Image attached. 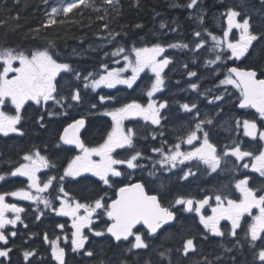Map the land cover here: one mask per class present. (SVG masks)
Returning a JSON list of instances; mask_svg holds the SVG:
<instances>
[{
	"label": "trees",
	"instance_id": "1",
	"mask_svg": "<svg viewBox=\"0 0 264 264\" xmlns=\"http://www.w3.org/2000/svg\"><path fill=\"white\" fill-rule=\"evenodd\" d=\"M67 1L71 0H0V48H14L17 51L30 52L34 49L48 47V41H53L55 53L60 62L68 63L82 76L91 72L96 77L97 73L104 70L101 65H107L108 68L122 67L124 65L122 56L129 54L133 45L142 47L151 46L154 43L163 45L182 43L187 44L188 47L166 48V55L172 60V63L164 72V90L155 93L152 97L157 104L167 101L168 106L161 110L163 116L161 124L155 126L143 119L126 123V128L135 130V150L140 151L143 157L138 160L141 167L136 169L122 167L123 178H112L111 187L104 185L99 179L84 177L77 180H64L62 183L65 190L82 202H90L99 195H105L109 200L115 195L121 184L127 183L129 176H135L146 184L150 192L157 193L164 205H172L178 197L188 196L187 193L193 187L192 180L188 184L182 183L184 171L176 172L170 165L161 166L159 164L161 155L153 152L152 149L163 147L164 151L168 152L175 142L180 143L179 138L184 135L188 126H195L194 113H186L181 107L190 99L192 92L195 93V96L198 94L196 90L193 91L190 88L192 83L198 84L204 95L202 103L193 102L197 105L196 110L201 107V104L204 107L211 101L213 102L211 110L224 112L225 109H228L227 112L235 113V120L242 121L243 118L257 116L252 110L238 109L237 103L231 102L230 99L233 98L238 102L239 90L232 86H219V81L224 78L226 69L231 66L255 69L259 76L263 77L264 37L254 41V46L250 47L245 57L234 60L228 58L230 50L212 48L213 41L207 32L218 37L223 36V30L227 25L226 18L221 14L231 7L240 11L242 16L249 15L251 17L252 32L264 33V0H198L197 5L193 8L187 7L190 0H139V4L136 3V0H118V3L114 2L113 5L104 3V0H95V8L81 6L74 9L67 17L61 13L55 18L57 21H65L64 23L43 27L51 9L60 7L62 2ZM201 16H203V22L200 20ZM99 17L104 18L99 19ZM162 22L166 25L164 28L160 26ZM105 24L108 25L106 29L103 27ZM205 29L207 32L204 31ZM196 32H200L201 36H195ZM201 39L206 43L202 48L197 49L195 45ZM229 39L231 38L229 37ZM118 47H124L125 53L120 56H112L111 53ZM218 53L222 55L221 61L216 64L206 63L208 60L215 59ZM117 60L119 63H114ZM15 63L18 64V62ZM189 71L196 72L197 75L189 77ZM130 73L129 70L126 75L128 76ZM153 80L154 74L146 69L132 88H128L127 85H116L112 89L101 86L93 91L90 87L84 88L83 80H77L73 73H62L58 84L60 94L70 97L71 92L79 88L82 101L77 103L68 99L63 102L64 107L53 101H49L47 105L29 104L27 109L29 135L23 138L10 137L4 140L5 161L3 167L6 168L13 164L21 152L28 149L27 153H31L34 151L31 149L33 146L40 145L49 149L46 153L51 158L50 165L59 163L63 170L77 152L65 146H60V149L55 148L59 129H63L64 126L78 118L85 117L87 127L84 136L90 147L95 146V141L99 138L103 139L113 126L111 117L104 115V111L119 107L133 99L146 105L149 100L146 92ZM100 95L114 99L106 100L101 104ZM215 95H223L226 98L223 101H213L212 98ZM69 104L71 107H68ZM92 104H96V108H92ZM220 106L229 108L223 109ZM35 111L58 112L57 117L59 118L50 121L47 118L44 119L43 128L37 122L38 117L35 115ZM221 127L228 130L230 124L222 122ZM170 130L176 136L175 140H169L172 143H168L164 139ZM240 135L241 133L233 134L227 141L240 143L238 141L241 139ZM242 147L246 150L245 144H242ZM125 155L121 151L117 152L118 159H126ZM150 173L154 174L150 175ZM255 174L256 172L252 174L253 186L257 189L264 188V181L257 179ZM254 179L257 180L256 183ZM181 220L183 219L181 218ZM180 222L179 219L162 233V235L166 233L162 242L157 240L154 244L152 241H148V249L127 251L130 247L129 242H115L107 234L98 237L93 233H88L89 241L85 245V249L73 252L69 237L67 245H65V241L61 245L66 250V264H101V262L103 264H120L122 260H126L128 264H145L148 259L152 261L151 264H165V259H160L159 253L165 252L166 255L167 249L172 248L173 253L177 254L178 243L175 244V242H179V239L186 235H193L198 239L201 253L215 254L216 258L223 256L225 251L221 250L218 240L209 237L207 243L211 247L205 248L200 242V235L195 233L196 225L183 227ZM48 226H50V222H41L32 225V229L40 231ZM103 228L104 226L101 224L95 226L96 230ZM30 230L31 228L18 234L11 245L9 263L0 257V264H30V262L31 264H57L51 256L50 247L43 244L40 236L38 238L35 236L34 240L28 239L27 243L25 242L26 234L28 235ZM237 232L239 238H245L243 228ZM170 241H173L174 245L171 248H165L166 243L169 244ZM232 248L238 250V247ZM33 250L36 251V254L26 262L23 253ZM86 250H91L94 255L87 256ZM239 254L246 264H248L247 259L252 261L251 264H260L253 260L252 253L240 251ZM156 257L157 259H155Z\"/></svg>",
	"mask_w": 264,
	"mask_h": 264
},
{
	"label": "snow or ice",
	"instance_id": "2",
	"mask_svg": "<svg viewBox=\"0 0 264 264\" xmlns=\"http://www.w3.org/2000/svg\"><path fill=\"white\" fill-rule=\"evenodd\" d=\"M114 2L118 3V0H104V3L108 5H113ZM136 3L139 4V0H136ZM197 3L198 0H190L187 7L193 8ZM81 6L95 8V0L62 2L60 7L51 9V13L48 14V19L43 27L64 23L65 21H57L55 17L61 13L67 17L74 9H78ZM96 10L98 11L99 9L97 8ZM221 15L226 18L227 25L223 30L222 37L207 32V29L204 31L207 32L213 41V49L226 48L230 50L229 59L240 60L249 52L254 41L264 37V33L252 32L251 17L249 15L242 16L241 12L234 8H227ZM238 17L241 18L238 19ZM103 18L99 17V19ZM200 20L203 22V16L200 17ZM160 26L164 28L166 25L162 22ZM103 27L106 29L108 25L105 24ZM137 27H140V25H137ZM234 29L239 31V38L229 39ZM195 36L200 37L201 33L196 32ZM205 43L206 41L201 39L195 47L200 49ZM187 47V44L182 43L168 45L154 43L151 46L142 47L133 45L129 50V54L122 56L123 67L108 68L107 65H101L104 71L98 74L97 77H94L91 72L82 76L68 63L60 62L55 53L53 41H48V47L34 49L30 52L17 51L14 48H0V109L8 103L14 106V114L0 110V134L4 136H8L10 133L24 135L18 125L21 124L23 119L22 109L29 101L34 102L36 105H47L49 101H53L61 107H64L63 102L68 99L77 103L82 101L79 88L73 90L70 97L60 94L57 78L62 73H73L77 80H83L84 88L90 87L93 91L102 85L109 89L115 88L116 85H127L128 88H132L140 74L145 72L146 69L154 74V80L146 92L149 98L146 105L133 99L119 107L104 111V115L111 117L113 126L107 133L103 143L95 147H87L85 145L80 137V130L85 126L83 117L74 120L64 128L59 141L65 145H74L80 150V154L71 159L64 169L63 175L59 177V182L61 183L59 184L58 192L60 195L55 198L59 201L58 208L53 206V200L40 195L53 185L56 177H49L46 181L41 182L37 173L42 168H49L50 161L38 149L31 153H26L23 156L25 162L15 167L11 173L0 174V180H4L7 175H19L28 179L27 190L21 187L10 193H0V241L5 245L0 247V257L7 258L9 256L11 252V249L7 247L9 236L16 235L14 231L6 235V226L16 225L18 221H21V213L25 211L24 208L18 207L17 204L6 202V196L33 201L37 205L42 203L45 209H51L57 215L71 217L73 231L71 232L70 243L73 252L85 249V245L89 241V236L85 234V229H88L98 237L104 236L106 233L110 234L116 242L129 241L130 247L127 251L147 249L149 244L145 239V234H142L137 229V225L146 226V234L154 235L163 225L175 219V213L168 207L162 206L157 195H149L143 183L125 184L118 189L116 198L108 203L105 195H99L90 202H81L65 190L62 182L65 177L76 178L81 177L83 173H92L104 185L111 187L113 177L124 175L117 166L127 165L129 169L141 167L138 160L142 157V153L135 150V130L133 128H125L124 122L133 117H140L153 125L161 124L163 119L161 110L165 109L168 104L167 101L157 104L152 97L164 88V70L172 63V60L163 54L166 48ZM125 51L124 47H118L111 55L120 56ZM221 60L222 55L218 53L215 59L208 60L206 63L216 64ZM14 62H18V66H14ZM114 63L118 64L119 61H114ZM129 70L131 75L126 76L125 73ZM196 75V72H188L189 77H195ZM227 85H232L239 90L240 108L255 109L259 117L264 120V79H258L255 70L236 66L227 68L224 78L219 81V86ZM190 88L198 90L199 85L192 83ZM225 91H227L226 88ZM112 99L114 98L105 95L99 96L101 104L106 100ZM223 99V95H215L212 98L213 101H223ZM68 107H71V104ZM91 107L96 108V104H92ZM181 107L187 112L197 109L195 103L191 105L185 103ZM53 114L49 113V115ZM196 116L199 117L198 110L196 111ZM40 120L42 121L43 117H40ZM212 123L213 120L211 118L198 120L194 129L188 131L186 138H179L180 143L173 145L168 152H165L163 147L153 148V152L161 155L159 164L176 168L178 164H184L185 161L196 160L202 162L211 172H216L221 168L222 162H227V157L229 156L235 157L237 161H244L245 158H248L249 162L243 163L242 167L244 169L251 168L260 177L264 178V128L259 127L256 120L244 119L241 121L236 119L237 129L242 127L245 136L251 137L253 140L258 138V141L261 142L259 151L245 150L236 141H233L231 146L226 145L224 150L219 151L217 145L210 141L209 133L203 130L204 125H211ZM198 133H202V137ZM194 141H197L198 144L194 145ZM181 143H187L193 147L190 151H181ZM117 149H129L132 150V154L127 159H117L114 156ZM94 156L99 157V159H93ZM51 166L54 167V165ZM153 174L150 173V175ZM189 175H194V173L189 170L184 173L182 179H186ZM249 185L250 177L247 175L242 179L236 180L235 188L239 191L240 198L231 199L218 194L215 195V206L209 205L211 198L208 196L201 200L178 197L175 200V204L185 206L186 211H195L200 214V223L212 234L220 237L229 235L236 238L233 247L243 246L237 230L243 228L242 221L246 215L251 217V222L247 224L244 230V237L248 245L254 250V259H257L260 264H264V194H259L264 191V188L257 189ZM32 189H35V194L31 191ZM205 205L211 207V215L201 213V209ZM253 209L257 210L255 215H253ZM36 210L39 212L36 218L40 219V216L44 213L39 207ZM9 212L14 214L13 217L10 218L7 215ZM103 216H106L110 222L101 230L94 229V217L99 219ZM222 220L230 221L231 227L227 233L220 226ZM57 227L63 229L64 225L60 224ZM130 237H133L134 240L130 241ZM44 239L50 244L51 256L57 264H66V252L65 248L60 246V237L57 236L55 239L49 240L47 233H45ZM68 239V236L64 237L65 242ZM258 242L261 246L256 251ZM192 250H195V244L193 239L190 238L186 240L183 246V253L187 255ZM226 251L231 252L232 249L228 248ZM85 254L87 256L94 255L91 250H86ZM159 254L163 257L165 252H160ZM34 255V251L24 252L25 260ZM120 264H128V262L122 260ZM145 264H151V262L145 261Z\"/></svg>",
	"mask_w": 264,
	"mask_h": 264
},
{
	"label": "flooded vegetation",
	"instance_id": "3",
	"mask_svg": "<svg viewBox=\"0 0 264 264\" xmlns=\"http://www.w3.org/2000/svg\"><path fill=\"white\" fill-rule=\"evenodd\" d=\"M200 96H198V98ZM230 101L237 103V100H234L233 98H231ZM30 103H31L30 101L27 102L24 109H22L23 119L21 121V124L18 125V127H20L22 129L24 135H19L17 133H10L8 136H4V135L0 134V174L11 173L15 167H17V166H19V164L25 162L23 160V156L27 153L28 149L21 152L20 155L18 157H16V160L14 161L13 164L9 165L6 168L3 167L4 161H5V155H4L3 149H4V140H6L10 137L23 138V137H26L29 135L28 130H27V124H28V119H29V114H28L27 109H28V105ZM10 106L11 105L6 104V105L2 106V109H0V110H3L5 112H8L9 114H11V112H13V109L9 108ZM11 107L14 108L13 106H11ZM49 113L50 112H46V111H35V115L38 117L37 122L42 125L44 119H46V118L48 121L54 120V119L58 120V118H59V117H57L58 113H54L53 115H49ZM230 113L232 114L234 112H230ZM230 113H228V114H230ZM40 117H43L42 121L40 120ZM134 118L137 119L138 117H133V119ZM198 120H201V117ZM198 120H197V122H198ZM256 122H258V121L256 120ZM258 123H260V122H258ZM41 127H43V126H41ZM210 127H219V126L216 125V126H210ZM207 128H209V126H207L206 129ZM63 130L64 129H59V131H58V138H57L56 143H55L56 149H60L61 142L59 141V137L61 134H63ZM85 130H86L85 128L82 129L80 135H81V138H82L83 142L85 143V145H88V142L84 136ZM106 136H107V134L104 136L103 139H100V138L97 139L95 141V143L99 144V143L103 142V140L106 138ZM211 142H213V141H211ZM249 145L251 146V141H249ZM217 147H218V145H217ZM67 148L71 149L72 151H75L74 145H67ZM31 149H33V150L38 149L42 155H44L48 158L49 161L51 160L50 156L46 153L49 150L47 147L35 145ZM67 165L63 168V170L59 166V163L55 164L54 167H52L50 165L49 168H42L40 170V172L37 173V175L40 177L41 182L46 181L49 177H56V180L53 182V185L46 192L41 193L40 195H42L44 197H48L49 199L53 200V206L57 207V208L59 207V201L56 200L55 198L58 195H60V193L58 192V188H59V184H60L59 177L63 175L62 173H64V169L67 167ZM119 170L123 172V170H121V169H119ZM199 174L200 175H198L196 179L191 178L189 175L186 179L181 180L182 183H186V184H188V182H190L192 180L191 184H193V187L191 188L190 192L187 193L188 196H186V197L192 198L194 200H201L205 196H208L211 198L209 200V203L210 202L214 203L212 201V199H215L214 198L216 195L215 189L218 187V184H220L219 179L221 177L218 175H214V176L205 177V179H204V174L201 173V171ZM247 176L250 177V185L249 186L253 187L251 173L249 172L247 174ZM84 177H91V178L99 179L98 177L94 176L92 173H83L81 177H76V178L65 177L64 180H77V179L84 178ZM113 178H115V177H113ZM117 178H123V176L117 177ZM209 178H210V180L208 181ZM242 178L243 177H241L240 179H242ZM134 181H140V180L137 179L135 176H129L127 183L121 184L117 188V190L121 186L128 184V183H131V182H134ZM27 185H28L27 177H22L19 175H17V176L7 175L4 180H0V193H10L12 191H15V190L21 188V187H23L27 190ZM117 190H116L115 195L111 199H109V200L106 199V202L110 203L111 200L116 197ZM31 191L33 192V194H35V189H32ZM148 192L153 194V192H150L149 190H148ZM259 194H264V191L260 192ZM238 198H240V193L237 197L234 196L233 199H238ZM6 202L17 204L18 207H22L25 209V211L21 213V221H18L17 224L14 226L13 225L6 226V235L10 234L13 231L16 232L15 236H9V240L7 243V247L10 248L11 251H12L11 245L13 244V241L18 236V234L19 233L22 234V231L30 229V228H31L30 232H28V235L26 234V238H25L26 243H27L28 239L34 240L35 236H37V238L40 236L43 244L50 247V244L48 242H46L44 239L45 233H47L49 240L55 239L57 236H59L60 237V246H61L65 241L64 240L65 236L71 237V232L73 231L72 226H71L72 225L71 217L57 215L51 209H45L44 205L42 203L37 205L36 202L22 200L18 197L6 196ZM166 206L171 211H173L175 213V215H176V221L175 222L179 221V219H180V221H181L180 225L181 226L188 227L192 224L196 225L197 231L195 233H198L200 235V242L203 243L205 248L207 246L211 247L210 245H208L207 242L209 241V237H214V239L218 240L217 242L220 245L221 250L225 251V252H224L223 256L219 257V259H217L214 256L215 254L214 255H205L204 253L200 252V246L198 244V239H196L195 236H193V235H186L184 238L179 239V242L178 241L175 242V244L178 243V247L176 249L177 254H174L173 250L171 248V246L174 245V242L170 241L169 244L166 243L165 248L170 247L171 249H167L168 251H167V254L165 256L162 257L159 255L160 259H163V260L165 259V264H246V262L243 261L242 256H240L239 252L240 251H247L249 254L252 253V255H253L254 250L248 245L245 238L240 237L239 239L241 240V243L243 246L238 247V250L234 249L232 247L235 244L236 238L227 237V235H225L224 237H220V236H216V235L212 234L207 229H205L204 226L200 223V219H199L200 214H197L195 211H191V212L186 211L185 206L177 205V204H175V202H173L172 205H166ZM38 207L44 213L42 216H40V219L36 218L39 215V212L36 210ZM194 207H195V205H194ZM253 211H256V209H253ZM201 213L204 215H211L212 214L211 210H209V209L206 210L205 207L203 209H201ZM7 215L11 218V217H13L14 214L9 212V213H7ZM181 218L183 220H181ZM245 219L250 221L251 217L246 215L244 220ZM244 220L242 221L243 235H244V230L247 227L246 223L248 222V221H246L243 224ZM41 222H50V226H48L47 228L40 230V231L32 229L33 228L32 225H35V224L41 223ZM109 222L110 221L108 220V218L106 216H103L99 219L94 217V224L93 225L101 224V225L105 226ZM60 224L64 225L63 229H60L59 227H57V225H60ZM173 225H174L173 223L163 225L162 228L159 229L158 232L154 235H147L146 234V232H147L146 226L139 225L137 227V229L142 234H145V239H146L147 243H148V241L149 242L152 241L155 244L157 242V240H160L161 242L163 241V236L166 233L164 235H162V233ZM227 225H231L230 222L227 220H222L220 222V226H221L222 230H224L226 233L228 230H230V227H231V226H229V228H226ZM239 230H241V229H239ZM31 232H34V233H31ZM89 232L90 231L88 229H85L86 235ZM190 238L193 239V241H194L195 250H192L187 255H185L183 253V246H184L186 240L190 239ZM132 240H134V238L130 239V241H132ZM122 242H129V241H122ZM165 242H166V240H165ZM40 244H41V242H40ZM65 245H67V242L65 243ZM4 246H5L4 243L2 241H0V247H4ZM260 246L261 245L258 242L256 251H258ZM228 248H231L232 251L231 252L226 251V249H228ZM33 251L36 254V251L35 250H33ZM50 252H51V247H50ZM65 252H66V250H65ZM9 255H10V253H9ZM190 255H191V257H190ZM23 257H24V253H23ZM32 257L33 256L29 257L28 260ZM8 258H9V256L7 258L1 257V259H4L5 262L9 263ZM181 258H182V260H181ZM252 258L254 261L259 262L257 259H254V255L252 256ZM155 259H157V257ZM28 260H25V261L27 262ZM170 260H172V262L168 263V261H170ZM148 261L152 262L149 259H148ZM247 263L251 264L252 261L250 259H247Z\"/></svg>",
	"mask_w": 264,
	"mask_h": 264
},
{
	"label": "rangeland",
	"instance_id": "4",
	"mask_svg": "<svg viewBox=\"0 0 264 264\" xmlns=\"http://www.w3.org/2000/svg\"><path fill=\"white\" fill-rule=\"evenodd\" d=\"M67 2H72V0L71 1H67ZM238 18L240 19V17H238ZM230 36H232V33L230 34ZM235 37H236V39L239 38V31L238 30H236ZM253 46L254 45H252V47ZM14 66H18V64L14 62ZM115 67H117V66H115ZM118 67H121V66H118ZM103 71L97 73L96 74V77L98 76V74L103 73ZM126 74H127V72L125 73V75ZM130 75H131V73L128 76H130ZM227 86H232V85H227ZM227 86H225V87H227ZM192 93L195 94L194 92H192ZM225 98L226 97L224 96V100H225ZM188 100H187L186 103H188ZM212 103L213 102H209L207 104L208 107L206 105L204 107H199L198 108L199 117L196 116V111L197 110H193L192 112H188L189 114L194 113L195 118L197 120L200 119V117H201V120L206 119V118H211L213 120V123L211 125H207L206 124V125L203 126V130L204 131H207L209 133V139H210V141H213L215 144H217L219 146L220 149H222L226 145L227 146H230V144H232V141L230 143L227 141L229 138L232 137L231 135L237 134V133L238 134L241 133V135H240L241 138H242L241 140L244 141V142H246L247 144H249V141H250L249 138L251 140H253L251 137L245 136L244 135V132L233 131V129H234V123H235V120H233V119H235V118L231 114H228V112H227L228 109H225L224 112L213 111L210 108L211 105H212ZM9 108L13 109V112H11V114H14V108H12L11 106ZM221 108L224 109V108H229V107H221ZM233 114H235V113H233ZM196 119L194 120L195 121L194 124L197 123V120ZM244 119L251 120L250 118H247L246 117V118H243L242 121ZM170 121H172V120H170ZM194 121H192V122H194ZM222 122L229 123L230 124V128L228 130L227 129L224 130L221 127V123ZM257 124L260 127V123L257 122ZM216 125H218L219 127H210V126H216ZM207 126H209V128L206 129ZM125 128H126V126H125ZM192 129H194V127H189L188 126L185 129L184 135L182 137L186 138L188 131L189 130H192ZM198 135H201V137H202V133H198ZM164 139H166L165 141H167L168 143H172L169 140L170 139H172V140H175L176 139L175 133L172 130H170L169 133H166ZM253 141H256V143L253 144L252 147L249 146V148L252 149V151L257 150V149L259 151V149L261 147V142L258 141V138H257V140H253ZM175 144H176V142L174 143V145ZM193 144L194 145H197L198 142L197 141H194ZM258 145H260V146H258ZM256 146H258V147H256ZM192 147H193L192 145H188L187 143H181V151H190L192 149ZM122 152L126 154L125 155L126 156V159L132 154V150H129V149H122ZM78 154H80V152ZM95 158H96V156L93 157V159H95ZM141 158L143 159V157H141ZM97 159H99V157ZM248 162H249V159L248 158H245L244 161H237L235 157L229 156V157H227V162L226 163L222 162L221 168L218 169L216 172H211L210 170H208L206 168V166L202 162H199V161H196V160L185 161L184 164H178L177 167L176 168H173V169L176 170V172H179L180 170H183L184 173L185 172H188L189 170H191V172H193L194 175H190V177L193 178V179H196L197 176L200 175L199 174L200 171H201V173L204 174V179H205V177L214 176V174L218 172V176H220L221 178L219 179V183L220 184H218V187L215 189L216 195L220 194V195H224V196H227V197L233 199L234 196L237 197L239 195V191L235 188V182H236V180H239L241 177L246 176L245 175V172H247L246 170H251L252 172H254L251 168L244 169L242 167V165H240L241 163L243 164V163H248ZM235 164H236L237 168H236ZM125 166L127 167V165H125ZM184 173L182 174V176L184 175ZM259 177H260L259 174H257V177L256 178L259 179ZM263 179L264 178H262V180ZM209 180H210V178L208 179V181ZM256 182H257V180L255 181V183ZM212 201L214 203L210 202L209 205L215 206V199H212ZM209 205H205L204 206L206 208V210L207 209L211 210V207ZM256 212L257 211H254L253 212V215H255ZM229 226H231V225H227L226 228H229ZM227 237H232V236L227 235ZM170 262H172V260L168 261V263H170Z\"/></svg>",
	"mask_w": 264,
	"mask_h": 264
},
{
	"label": "water",
	"instance_id": "5",
	"mask_svg": "<svg viewBox=\"0 0 264 264\" xmlns=\"http://www.w3.org/2000/svg\"><path fill=\"white\" fill-rule=\"evenodd\" d=\"M258 78V77H257ZM258 79H264V78H258ZM81 131V130H80ZM137 182H139V183H142L141 181H136V182H134V183H137ZM145 190H146V188H145ZM146 192H147V190H146ZM148 193V192H147ZM149 195H156V194H150V193H148ZM159 198V197H158ZM175 220V219H174ZM174 220H172V221H174ZM172 221H169L168 223H170V222H172ZM167 223V224H168ZM138 226V225H137Z\"/></svg>",
	"mask_w": 264,
	"mask_h": 264
},
{
	"label": "bare ground",
	"instance_id": "6",
	"mask_svg": "<svg viewBox=\"0 0 264 264\" xmlns=\"http://www.w3.org/2000/svg\"><path fill=\"white\" fill-rule=\"evenodd\" d=\"M239 101V100H238Z\"/></svg>",
	"mask_w": 264,
	"mask_h": 264
}]
</instances>
